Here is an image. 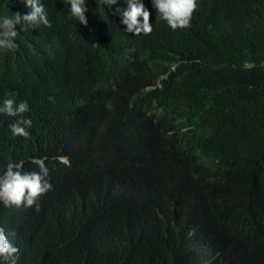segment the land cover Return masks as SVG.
I'll list each match as a JSON object with an SVG mask.
<instances>
[{"label":"trees","instance_id":"trees-1","mask_svg":"<svg viewBox=\"0 0 264 264\" xmlns=\"http://www.w3.org/2000/svg\"><path fill=\"white\" fill-rule=\"evenodd\" d=\"M42 3L51 26L0 53V102L15 92L33 121L13 138L0 114V168L46 157L52 184L26 221L0 205L18 264H264V0H197L175 32L152 11L147 36L100 0L87 27ZM107 186L125 201L105 207Z\"/></svg>","mask_w":264,"mask_h":264},{"label":"clouds","instance_id":"clouds-1","mask_svg":"<svg viewBox=\"0 0 264 264\" xmlns=\"http://www.w3.org/2000/svg\"><path fill=\"white\" fill-rule=\"evenodd\" d=\"M27 12L19 11L11 14H0V53L15 52L19 49L16 42L21 31L29 28H38L40 25L50 27V20L42 0H22ZM103 7L113 15L119 16V24L134 36H147L153 32V23L150 21L152 11L155 12V19L164 21L169 29H187L191 26L193 13L197 8V0H149L151 10L146 6L145 0H124L126 7H116L119 0H100ZM64 8L69 16L78 21L80 25L88 26L89 20L86 15L89 12V0H62ZM16 93L9 91L0 102V114L6 117L16 118L8 125L11 137L28 138V131L32 126V119L23 114L30 111L27 101L17 102ZM106 107L111 108V104ZM60 164L70 166L67 156L56 158ZM45 158L31 157L30 162L37 166L38 171H25L24 160L10 161L3 168H0V205L3 207L23 208L24 220L27 213L31 214L34 209L39 211L40 198L52 189L48 178L49 169L45 164ZM104 191H95L94 196L101 194L104 197V206L108 207L111 199L125 201L124 192L121 187H102ZM101 224V220L95 218L90 225ZM84 231L82 235V246H84L86 233L90 237L92 231ZM20 255L19 247L14 244L6 234L4 227L0 226V264H18Z\"/></svg>","mask_w":264,"mask_h":264},{"label":"rangeland","instance_id":"rangeland-1","mask_svg":"<svg viewBox=\"0 0 264 264\" xmlns=\"http://www.w3.org/2000/svg\"><path fill=\"white\" fill-rule=\"evenodd\" d=\"M96 227H97V225L94 226V224L93 225H89L88 228L85 231H88L89 232V231H91L92 229H94Z\"/></svg>","mask_w":264,"mask_h":264}]
</instances>
